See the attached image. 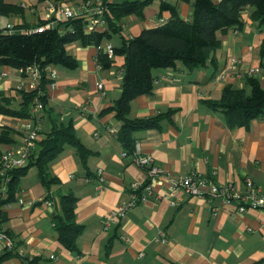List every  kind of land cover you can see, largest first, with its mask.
Returning a JSON list of instances; mask_svg holds the SVG:
<instances>
[{
  "label": "crops",
  "instance_id": "0c3cea01",
  "mask_svg": "<svg viewBox=\"0 0 264 264\" xmlns=\"http://www.w3.org/2000/svg\"><path fill=\"white\" fill-rule=\"evenodd\" d=\"M5 1L20 10L0 16V22L6 23V28L31 29L42 22H62L57 16L47 15L48 2L78 7L85 2ZM89 1L98 6L105 0ZM107 1L117 4L129 0ZM160 1L154 0L145 8L141 18H122L119 42L112 44L111 39L108 43L118 47L124 37L130 39L144 29L165 24L170 14L159 17ZM193 3H178L183 19L192 18ZM243 19L246 24L242 31L228 30L220 35V47L206 65L187 70L179 63L176 69L155 70L154 93L132 102V118L174 111L159 128L134 134L135 149L142 155H152L164 174L154 185L153 194L128 210L119 223H112L107 232L103 231V217L131 201L135 182L145 184L147 180L146 169L122 157L124 148L116 137L121 122L116 112H104L122 95L124 57L116 56L112 68L103 69L97 58L107 43L102 48L79 43L68 46V52L78 60V68L54 67L57 86L47 87L46 110L39 113V120L43 132L56 124H71L91 156L82 163L76 149L67 146L51 165L60 185L50 190L35 167L20 181L2 223L9 235L5 236L13 241L14 256L4 258L7 246L0 239V264H24L34 258L40 259L38 264H264V210L237 214L221 198L200 199L173 187L174 182L198 174L218 185L236 183L240 190H245L249 178L264 191V119L252 121L249 128H232L223 112L213 111L204 103L220 100L227 86L250 94L252 69H258L254 78L264 88V59L260 55L264 27L258 28L251 8L243 13ZM232 61L238 62L235 68ZM100 84L102 89L98 88ZM31 89L30 77L21 70L7 66L0 69V91L13 100L12 107L20 105L19 90ZM25 122L24 118L0 115V163L8 152L18 157L25 145ZM38 150L37 143L34 151ZM48 194L53 198L51 208L44 201ZM63 194L78 198L76 222L83 226V232L77 251L66 249L54 228L52 215L61 211L58 196Z\"/></svg>",
  "mask_w": 264,
  "mask_h": 264
},
{
  "label": "trees",
  "instance_id": "16d2710c",
  "mask_svg": "<svg viewBox=\"0 0 264 264\" xmlns=\"http://www.w3.org/2000/svg\"><path fill=\"white\" fill-rule=\"evenodd\" d=\"M46 2L47 0H38ZM89 0H85L83 4ZM173 4L160 1L159 17L165 12L170 14L169 20L160 26L144 29L138 36L123 38L118 47H114L115 57H124L123 90L114 106L104 112L115 111L121 122L116 137L128 154H134L136 140L134 134L152 128H159L162 121L171 117L174 111L154 117L132 118L130 116L132 102L139 96L154 93L156 84L154 71L158 69H176L182 63L187 70L206 65L207 61L220 47V35L228 30L242 31L245 26L243 13L252 9V18L258 21V28L264 27V0H194L193 14L190 20L181 17L179 2ZM154 0H129L123 3H109L105 0L101 5H94L103 11L107 26L102 31L90 30L88 20L77 16L69 21L58 22L49 26L42 22L38 27H14L0 29V67H11L24 74L30 67H38L41 80L36 90L26 92L19 90L20 105L12 107V99L0 91V115L18 118L32 117L35 99L38 98L46 110L47 86L51 82L49 68L62 66L70 70L78 68V60L68 52V46L79 43L82 46L102 48L109 44L113 35L122 31L121 19L127 16H144L145 8ZM19 7L0 0V16H11L19 13ZM102 50V49H101ZM264 59V43L260 51ZM98 63L103 69H111L114 59L100 51ZM251 93L239 91L227 86L220 100L204 101L213 111L223 112L230 127L249 128L252 121L264 119V88L254 77L248 79ZM37 142L39 150L33 151L27 163L22 167L9 168L2 159L0 163V235H7L2 229L6 221L7 208L12 204L19 191L20 181L29 174L32 168L38 170L42 183L47 190L53 185H60L58 177L52 173L51 165L67 146H73L82 163H86L91 151L80 142L75 128L70 124L55 125L50 131L42 132ZM3 138V136H2ZM61 211L52 215L58 241L68 250H78V239L83 226L76 222L78 198L72 194L59 195ZM52 201L48 194L44 201ZM11 238V237H10ZM14 256V247H6L4 258ZM39 258L24 262L38 264Z\"/></svg>",
  "mask_w": 264,
  "mask_h": 264
},
{
  "label": "built area",
  "instance_id": "2783aa9c",
  "mask_svg": "<svg viewBox=\"0 0 264 264\" xmlns=\"http://www.w3.org/2000/svg\"><path fill=\"white\" fill-rule=\"evenodd\" d=\"M45 12L51 18L57 16L61 21H69L77 16H84L88 20V27L90 30L102 31L106 28L107 22L104 19L103 11L93 6L91 1L83 4L82 6L75 5H62L53 2H48L45 8ZM49 26H54V22H50ZM9 30H13L14 27L9 25ZM103 52L111 60L115 58L114 46L107 44ZM237 61H232L231 67L237 66ZM100 68L102 66L100 65ZM51 82L47 87L55 88L57 86V71L54 66L49 68ZM258 72V69H252L249 71L250 77H254ZM26 75L31 79V91L36 90L41 80V71L38 67H30L26 71ZM103 85H98L99 89H102ZM44 110L42 102L36 98L35 106L32 109V117L27 118L24 125L25 132V145L19 151V155L16 158L13 151L8 152L4 156V164L9 167H22L24 166L32 152L35 149L37 142L43 132V125L39 120V113ZM124 159H132L134 163L146 169L147 180L145 184L135 182L132 186V198L128 204L120 205L114 211L105 215L102 219L103 231L110 230L112 223H119L125 216L128 210L134 208L140 201L146 198V195L153 194L154 185L163 177V171L155 165V160L152 155H142L139 153L138 148L135 149L134 154H128L126 150L122 152ZM99 180L104 182V177L101 175ZM173 187L177 190H181L184 193L200 198L211 200L214 198H221L224 205L232 209L237 214H243L252 210H264V191L258 189L253 181L249 178L245 181V190H240L236 183H226L218 185L211 181L204 175L194 174L181 179L178 182H174ZM100 189V188H98ZM144 190V192H142ZM22 203V200H20ZM48 208L52 207L51 201H45ZM0 239L6 243L9 249L13 247V241L5 236L0 235ZM165 241V240H164Z\"/></svg>",
  "mask_w": 264,
  "mask_h": 264
},
{
  "label": "rangeland",
  "instance_id": "374dc122",
  "mask_svg": "<svg viewBox=\"0 0 264 264\" xmlns=\"http://www.w3.org/2000/svg\"><path fill=\"white\" fill-rule=\"evenodd\" d=\"M5 25H6V23L0 22V29L6 28ZM119 40H120V35L119 34L113 35V37H112V44L118 43ZM0 69H2V67H0Z\"/></svg>",
  "mask_w": 264,
  "mask_h": 264
},
{
  "label": "bare ground",
  "instance_id": "6f19581e",
  "mask_svg": "<svg viewBox=\"0 0 264 264\" xmlns=\"http://www.w3.org/2000/svg\"><path fill=\"white\" fill-rule=\"evenodd\" d=\"M87 2V1H86Z\"/></svg>",
  "mask_w": 264,
  "mask_h": 264
}]
</instances>
